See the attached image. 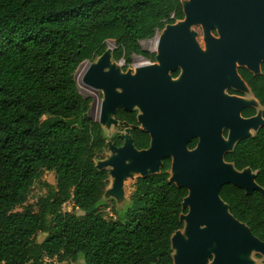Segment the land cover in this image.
<instances>
[{
	"label": "trees",
	"instance_id": "trees-1",
	"mask_svg": "<svg viewBox=\"0 0 264 264\" xmlns=\"http://www.w3.org/2000/svg\"><path fill=\"white\" fill-rule=\"evenodd\" d=\"M184 17L182 0H0V264H77L80 256L86 264H174L171 237L184 227L188 189L170 180L165 158L160 172L137 178L127 207L106 218L109 172L96 166L106 137L75 72L108 40L117 60L149 55L141 40ZM243 73L264 105V62L262 73ZM149 139L134 131L138 148ZM224 158L238 170L250 167L264 188V125ZM45 171L56 182L46 183L36 210L26 203ZM220 195L264 240L261 191L227 183ZM68 202L84 213L65 211Z\"/></svg>",
	"mask_w": 264,
	"mask_h": 264
},
{
	"label": "water",
	"instance_id": "water-1",
	"mask_svg": "<svg viewBox=\"0 0 264 264\" xmlns=\"http://www.w3.org/2000/svg\"><path fill=\"white\" fill-rule=\"evenodd\" d=\"M182 3L185 17L179 25L171 23L163 29L158 58L165 72L180 62L190 66L193 75L201 73L204 98L201 110L191 116L184 113V99L172 95L166 88L168 78L157 77L153 66L142 69V85L136 76L122 75L114 66L106 70L112 56L107 48L85 75L88 84L106 93L101 122L106 120L107 110L114 112L117 106L131 109L140 102L145 111L144 129L150 133L151 144L140 150L128 137L122 146H113L114 157L104 166L97 163L96 166L99 169L107 168V164L112 166L108 169L109 177L114 178L111 192L119 197L123 195L127 173L138 171V177L158 173L164 159L172 156L170 180L188 189L182 202L188 211L180 216L184 230H177L171 237L174 264H208L211 256V264H251L244 255L252 250L264 255V240L231 213L220 190L224 184L233 183L247 193L259 190L264 195L255 171L250 167L238 170L224 158L237 141L251 134L249 128L258 130L264 118L257 114L243 119L238 113L222 109L216 100L224 75L234 74V60L239 59L254 72H260L264 61V0ZM194 23L203 25L206 51L190 31ZM212 29L218 30V37L211 34ZM224 127L230 129L228 141L222 135ZM194 137L199 141L189 149L188 142Z\"/></svg>",
	"mask_w": 264,
	"mask_h": 264
},
{
	"label": "flooded vegetation",
	"instance_id": "flooded-vegetation-1",
	"mask_svg": "<svg viewBox=\"0 0 264 264\" xmlns=\"http://www.w3.org/2000/svg\"><path fill=\"white\" fill-rule=\"evenodd\" d=\"M157 48H158V41H157ZM148 52H149V55L136 54V55L142 56L144 60L143 62H141V64L136 66V69H135L136 71L134 73L127 72V69L130 68L129 65L132 62L133 56L130 61H127L124 57H122L121 59H118L120 61L122 60L121 64H123L121 74L122 75L129 74L132 77L136 76L137 79H139V85H142L143 84L142 79H141V76L143 74L142 69H145L148 66H153L157 69L155 71L157 77L162 76V77L168 78V83L166 85V88L172 92V95H178L179 97L184 99V104H183L184 113L187 112L191 116L196 111L201 110L204 104L203 81L201 78V73H199L198 76L193 75V72H189L190 66L185 67L180 62L174 68H169L168 71L165 72L162 67L161 61L158 58L159 48L157 50V53L156 52L153 53L150 51ZM116 60L117 59H115L114 61ZM263 62L260 65L259 73H262ZM116 63H120V62H116ZM88 64L90 66L91 62H88ZM110 69L106 67V70H110ZM233 70H234L233 75L230 72L224 75L225 80L220 85V93H218L216 101L218 105L225 111L232 112V113H238V115L241 118L249 119L259 113V109L255 102H257L258 105H260L263 108H264V105L261 104L260 101L255 97L254 91L250 83L244 76L243 71H247L248 73L252 75L259 74V73L254 72L253 68H251L247 63H242L239 59H236L233 61ZM154 81L155 80H152V84L154 83ZM117 89L119 91H122V88H117ZM233 99H236V101H232ZM238 99L243 103L242 105L239 104ZM100 111H101L100 119L96 121L100 123L101 127L103 128L102 125L107 122H111L112 125L116 127L115 130L110 135L109 139L107 135L105 134V130L103 129L105 137H106V143H107V147L105 151L107 149H110V146L112 145L114 147L122 146L123 144H125L126 139L128 137L132 138V142L135 145V142H134V131L135 130H140V131H144L148 133L149 138H150L148 146L138 148L135 145L136 148L141 150V149H147L150 146L151 136H150V133L144 129L143 117L145 116V111L142 107V103L138 102L134 104L131 109H126L123 106H117L114 112L112 109L107 110L106 112L107 118L103 122H101L102 108ZM262 117L264 118V110L262 111ZM253 129L254 128L250 129V131L252 132ZM108 130H109V127H108ZM223 130H224V134L226 136H229L230 129L227 127H224ZM126 135H128L127 138H126ZM251 135H253V133H251L249 136ZM198 141L199 139L197 137L192 138L188 142V148L193 149L194 147H196ZM192 142H195V145L193 147H190V144ZM170 158L172 159L173 157L170 156Z\"/></svg>",
	"mask_w": 264,
	"mask_h": 264
},
{
	"label": "rangeland",
	"instance_id": "rangeland-1",
	"mask_svg": "<svg viewBox=\"0 0 264 264\" xmlns=\"http://www.w3.org/2000/svg\"><path fill=\"white\" fill-rule=\"evenodd\" d=\"M183 2H185L186 0H182ZM183 20V19H182ZM182 20H177L175 23V25H179L181 23ZM190 31L192 33V35L194 36V39L196 41V43L204 50L206 51V39H205V31L203 28V25L201 23H194L190 25ZM163 33V30L158 31L157 34L153 37V38H149V39H145V40H141V45L144 49L153 52V53H157V41H159V36L160 34ZM211 34L213 36H219L218 30L217 29H212L211 30ZM108 46H111L113 48L111 54V64L108 67V69H110L112 66L115 67V69L119 72L122 73V67L123 64H121L122 60H116L113 58V51L114 49L117 47L116 43L114 40H108L107 41V48ZM99 59V56L96 57L94 59V61H97ZM144 58H142V56L140 55H133V59L132 62L130 63V68L127 69V72L131 73V72H135L136 70V66H138L139 64H141V62H143ZM88 62H92V61H84L82 62L79 67L77 68L76 72H75V79L77 81L78 84V88L80 90V92L88 97H91V106L89 109V114L90 116L95 119V120H99L100 116H101V108H102V104L103 101L106 99V93L102 88H94V86L90 85V84H86L83 82V80L80 79V72L81 71V67ZM116 62H120V63H116ZM79 75V76H78ZM258 109H259V115L262 116V111L264 110L263 107H261L260 105H258L257 102H255ZM262 123H264V119L262 120ZM103 129L105 130V134L107 135L108 139L110 138V135L112 134V132L115 130L116 127H114L112 125L111 122H107L105 124L102 125ZM109 127V130H108ZM224 129V128H223ZM222 129V135L224 137L225 140H229L228 137L224 134V130ZM256 129H253V131L251 133H255ZM128 137V135H126V138ZM114 148L113 145L110 146V149H107L106 151H104L103 153H101L100 155H98V157L96 158V163L102 167L104 166L105 162L109 159H111L112 157L115 156L116 153H114ZM107 167V169L112 168L111 165H105ZM171 173L172 170L170 169ZM130 178V177H129ZM127 179L125 181L124 187H123V195L115 196L112 194L111 189L113 188V177H109V184L105 189V197H104V201L109 205L108 208H106L105 210V216L106 218H116L118 215L116 213V209L119 211H122L123 209H125L130 201V196L134 190V185L136 183V180L138 178V176L134 177L133 179ZM47 182L49 183H55L56 182V178H55V174L53 172L50 171H45L41 177L34 183V185L31 187L30 191H29V195H28V200L26 204H33L34 208L37 210L38 206H37V201L39 200L40 197L46 195L47 191H48V186H47ZM20 210L23 208H19ZM63 209L65 211H70V212H74L76 214L82 215L84 212L79 209V208H74L73 203L72 202H68L63 206ZM184 230V228H182V231ZM45 237V234L43 233H39L37 236L38 240H42ZM175 252V250H174ZM244 257L249 258L251 260V264H259L262 263L264 261V255L261 254L260 252L256 251V250H252L248 255H244ZM48 262V264H64L62 262H58L55 259H46ZM213 260V256L210 257L208 264H211ZM77 264H85V260L82 256H80L78 258V260L76 261Z\"/></svg>",
	"mask_w": 264,
	"mask_h": 264
},
{
	"label": "bare ground",
	"instance_id": "bare-ground-1",
	"mask_svg": "<svg viewBox=\"0 0 264 264\" xmlns=\"http://www.w3.org/2000/svg\"><path fill=\"white\" fill-rule=\"evenodd\" d=\"M159 39H160V36H159ZM158 46H159V41H158ZM108 50H109V51H112L113 48H112L111 46H108ZM93 64H94L93 61L91 62V65H90V66H89L88 63H85V64L81 67V71H79V72H80V79L83 80V82L86 83V84H88V83L85 81V75H86V73L89 71V69L91 68V66H92ZM88 67H89V68H88ZM78 76H79V75H78ZM94 88H96V87H94ZM102 105H103L102 107H104L105 103H103ZM250 129H252V128H249V129H248V132H249V133L251 132ZM137 175H140V172H138V171H131V172H129V173H127V174L125 175V181H126L129 177L133 179V178L136 177ZM130 178H129V179H130Z\"/></svg>",
	"mask_w": 264,
	"mask_h": 264
}]
</instances>
